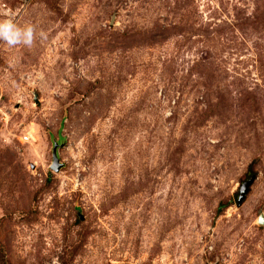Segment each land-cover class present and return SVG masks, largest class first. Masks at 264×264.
<instances>
[{"label": "rangeland", "instance_id": "1", "mask_svg": "<svg viewBox=\"0 0 264 264\" xmlns=\"http://www.w3.org/2000/svg\"><path fill=\"white\" fill-rule=\"evenodd\" d=\"M9 13L37 35L0 41V264H264V0Z\"/></svg>", "mask_w": 264, "mask_h": 264}, {"label": "clouds", "instance_id": "2", "mask_svg": "<svg viewBox=\"0 0 264 264\" xmlns=\"http://www.w3.org/2000/svg\"><path fill=\"white\" fill-rule=\"evenodd\" d=\"M13 16V13H9L7 18L0 19V41L9 47L18 45L31 47L34 37L37 35L34 25L30 23L18 24ZM38 35L42 40L46 39V34L43 31H40Z\"/></svg>", "mask_w": 264, "mask_h": 264}, {"label": "water", "instance_id": "3", "mask_svg": "<svg viewBox=\"0 0 264 264\" xmlns=\"http://www.w3.org/2000/svg\"><path fill=\"white\" fill-rule=\"evenodd\" d=\"M36 97H35V101H36ZM57 142L56 141H53V145H52V148H51V164H50V168L53 169V170H58L61 166H62V163L59 161V158L57 156ZM252 181V178L247 181V182H244L243 185L241 186V188L239 189V192L236 196V201L238 203H240L246 192H247V189H248V185L250 184V182ZM258 222L260 223H263V218L261 216L258 217Z\"/></svg>", "mask_w": 264, "mask_h": 264}, {"label": "trees", "instance_id": "4", "mask_svg": "<svg viewBox=\"0 0 264 264\" xmlns=\"http://www.w3.org/2000/svg\"><path fill=\"white\" fill-rule=\"evenodd\" d=\"M250 179H251V177L248 180H246L245 182L249 181ZM226 205H227L226 203H222V202L219 203L216 211L220 212V210H222V208H224Z\"/></svg>", "mask_w": 264, "mask_h": 264}]
</instances>
